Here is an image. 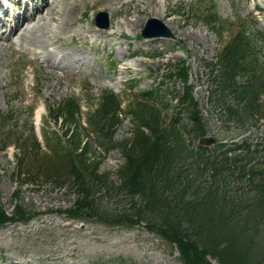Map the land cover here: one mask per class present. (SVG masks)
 <instances>
[{
  "label": "rangeland",
  "instance_id": "374dc122",
  "mask_svg": "<svg viewBox=\"0 0 264 264\" xmlns=\"http://www.w3.org/2000/svg\"><path fill=\"white\" fill-rule=\"evenodd\" d=\"M125 1L87 0L86 6L84 3L79 6L72 22H67L50 34L44 49L52 53L51 60L60 61L58 56L63 58L75 51L71 61L77 60L79 63L82 59L87 62L86 68L81 71L67 68L59 70L36 62L33 64L32 61L38 60L28 61L27 58H35L29 52L39 51L28 49L20 42L0 41V114L8 117L6 121L0 119V205L9 215L13 209L10 202L12 195L19 191L18 202L27 212L34 214L24 223L0 225V264H182L177 248L150 233L143 224L112 227L91 217L77 215L79 219H69L66 213L73 207L78 194L66 182H59L61 186H58L53 180L45 181L40 177L34 183L28 179L26 183L19 184L21 178L16 175L19 160L24 158L30 164L28 170H32L30 167L33 168L37 161V154L22 153L29 145L31 120L40 117V131H46L49 135L54 131L60 135L65 130L60 121L55 123L51 120L46 109L48 105H55L66 98H76L81 101L83 112H88L87 108H94L99 95L106 90L114 91L127 102L130 96L126 98V95L131 91L127 88L133 83L129 81L131 77L136 82L132 90L134 92L162 81L161 89L166 99H170L167 98L170 94L182 91L181 81L174 72L185 60L189 70L188 84L210 128L208 135L213 134L218 142H224L225 148L247 134L253 145L263 138L262 106L257 108L253 118L242 122L234 113L233 117H223L220 112L217 113L225 98H221L219 88L210 80L203 64L216 57L220 46L217 37L202 19L212 9L223 20L241 26L246 19L251 20L249 12L253 11L264 28V0H203L201 3L198 2L200 0H142V3L134 0L136 7L129 4L128 15L120 7ZM39 4L40 1H37L33 6ZM117 7H120L118 13L114 10ZM98 11L109 14L110 26L113 28L123 18L140 16L143 19L132 30L124 26L121 35L110 36L109 28L98 30L93 25V15ZM150 17L167 21L174 39H142L140 30ZM47 23L49 27L56 26L55 22ZM85 40L91 44L84 45ZM54 51L59 52L58 56ZM39 57L44 59L42 54ZM260 61L264 64V46ZM244 80V76L238 78L239 83ZM219 92L218 105L215 100H218ZM228 95L230 101L227 102L235 106L234 95ZM160 100L168 103L164 99ZM172 114L171 111L164 113L167 117ZM220 117H223V123ZM187 122L185 118L183 123ZM135 127L130 116L124 117L116 129L113 142L132 139ZM245 129L244 134L236 136ZM101 142L96 135L91 136L89 163L98 162L99 172L110 175L108 186H116V172L123 163V157L118 150L104 152ZM9 143L12 146L4 149ZM44 153H48L46 147L38 153L41 154L40 158H43ZM250 164H264V152L256 154ZM106 190L102 185L93 188L95 202L101 208L112 211L127 204L124 195L116 197ZM244 229L236 228L233 231L241 236ZM260 231L261 242L264 243L263 224ZM235 251L241 256L239 244ZM262 257L261 262L264 264V255ZM212 263L216 264L215 261Z\"/></svg>",
  "mask_w": 264,
  "mask_h": 264
},
{
  "label": "trees",
  "instance_id": "16d2710c",
  "mask_svg": "<svg viewBox=\"0 0 264 264\" xmlns=\"http://www.w3.org/2000/svg\"><path fill=\"white\" fill-rule=\"evenodd\" d=\"M208 17L206 26L217 35L222 47L216 62L205 66L221 98H225L227 116L233 117L234 113L242 122L253 118L262 106L264 117V65L258 59L257 45L264 42L263 33L252 24L234 30L231 23L223 25L225 21L216 13ZM231 28L229 38L223 42L225 32ZM181 67V75L178 74L184 91L178 102L188 114V124L183 123L180 111L165 120L162 112L167 106L160 110L146 104L141 96L129 110L136 122L133 138L116 143L114 134L120 123L117 96L104 92L97 108L89 114L90 132L102 140L105 151L118 149L124 158L116 172V186H108L110 175L99 172L98 162L89 163L92 146L84 139L88 133L79 123L80 110L75 99H65L53 110L49 108L51 114H56L53 119H62L66 125L64 141L46 138L49 154L40 158V145L30 133V144L22 153L37 154V161L28 170L30 164L24 158L19 160L16 175L21 178L20 185L28 179L34 183L40 177L53 180L58 186L66 182L78 194L74 208L67 212L71 217H91L111 226L143 222L149 231L177 247L182 264H211L208 257L217 264H262L264 164H250L256 153L247 140L219 153L221 146H189L185 133L197 139L208 129L186 84L184 62ZM241 76L245 80L239 83ZM228 94L234 95L235 106L227 102ZM215 102L218 104L219 98ZM239 147L245 149V154L228 156V152ZM96 185L105 186V192L116 197L124 195L127 204L112 211L101 208L94 199ZM16 199L18 192L12 201ZM119 203L123 204L120 200ZM29 215L20 204L14 206L11 216L0 206V225L27 220ZM236 228H245L241 236L233 231ZM237 244L241 246V256L235 251Z\"/></svg>",
  "mask_w": 264,
  "mask_h": 264
},
{
  "label": "bare ground",
  "instance_id": "6f19581e",
  "mask_svg": "<svg viewBox=\"0 0 264 264\" xmlns=\"http://www.w3.org/2000/svg\"><path fill=\"white\" fill-rule=\"evenodd\" d=\"M103 1H109V0H103ZM139 3H142V0H136ZM155 1V0H154ZM87 0H44L41 4L40 9H37L34 13H32L29 16L25 17V23L22 25H17L15 28V40L14 42H20L21 45H31V46H39L38 49L44 50L42 52L44 59H47L46 61H51V52L44 49V46L47 42V40L50 38V34L57 31L61 26H64L67 24V22H72L73 18L75 16V13L78 11L79 6L85 3ZM134 0H126L125 2H122L120 7L124 8L126 14H129L128 5L134 4ZM114 8L116 13L119 12V8ZM31 18V21L33 23L32 26H28L27 22ZM142 17L136 16L134 18H123L121 20H118L115 24V27H110V36H113L115 34H122L125 28H130V30L133 29V27L138 26L141 21ZM46 21H52L55 22L56 26L49 27L48 23ZM71 25V24H70ZM113 30V31H112ZM87 40H85L84 45L87 44ZM53 53L57 54L58 51H54ZM75 54V53H74ZM73 54V55H74ZM73 55L70 53L67 54V56L57 57V59L60 60V62H63L65 60H68L69 58H73ZM67 58V59H65ZM82 61V59H80ZM81 63V62H80ZM51 67H55V62L51 64Z\"/></svg>",
  "mask_w": 264,
  "mask_h": 264
},
{
  "label": "water",
  "instance_id": "95a60500",
  "mask_svg": "<svg viewBox=\"0 0 264 264\" xmlns=\"http://www.w3.org/2000/svg\"><path fill=\"white\" fill-rule=\"evenodd\" d=\"M96 23L99 27L107 28L108 19L106 13H99L96 17ZM142 36L144 38H152L159 36H171L170 30L158 19L150 18L147 21L145 28L142 31ZM214 142L213 138H201L200 143L204 145H209Z\"/></svg>",
  "mask_w": 264,
  "mask_h": 264
}]
</instances>
